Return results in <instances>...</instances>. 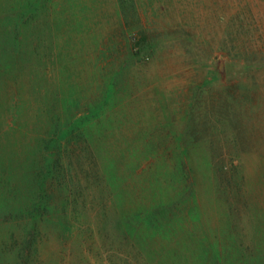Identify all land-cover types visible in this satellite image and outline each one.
<instances>
[{"label":"rangeland","instance_id":"374dc122","mask_svg":"<svg viewBox=\"0 0 264 264\" xmlns=\"http://www.w3.org/2000/svg\"><path fill=\"white\" fill-rule=\"evenodd\" d=\"M0 264H264V0H0Z\"/></svg>","mask_w":264,"mask_h":264},{"label":"trees","instance_id":"16d2710c","mask_svg":"<svg viewBox=\"0 0 264 264\" xmlns=\"http://www.w3.org/2000/svg\"><path fill=\"white\" fill-rule=\"evenodd\" d=\"M30 10L31 9H29L28 11H30ZM134 40H136L135 43H134V45L136 46V48H139V47H142V46H145L146 45L144 39H142V38L141 39L134 38ZM111 91H112V89H110V92L108 90V92H107L108 95L106 96V98H109V95H110ZM70 130H71V125H67V127H64L61 130H59V133H57V135L59 137H62V138L63 137H67L69 135ZM55 145H56V141H54V146ZM50 169H51V167H49V171H50Z\"/></svg>","mask_w":264,"mask_h":264}]
</instances>
